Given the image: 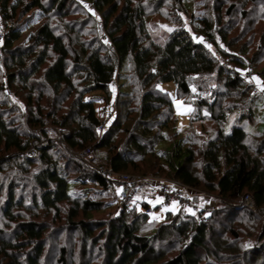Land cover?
Segmentation results:
<instances>
[{"label": "trees", "instance_id": "1", "mask_svg": "<svg viewBox=\"0 0 264 264\" xmlns=\"http://www.w3.org/2000/svg\"><path fill=\"white\" fill-rule=\"evenodd\" d=\"M91 1L103 15L110 43L101 40L95 49L84 46L72 56L71 45L49 17H71L74 0H0V15L8 23L21 13L48 18L28 45H18L23 34L16 26H10L2 42L6 83L24 93L32 132L25 135L19 129L16 105L0 99V264H44L52 235L66 231L78 233L76 258L63 247L55 264H264V132L255 130L264 123V96L251 94L252 85L221 64L213 45L241 68L252 67L253 58L249 62L227 53L231 51L218 39L226 40L230 30L216 32L207 20H199L194 32L151 23V17L161 15L163 0H155L156 5L143 0ZM235 8L232 5L227 12L232 14ZM191 24L196 25L193 16ZM128 65L130 79L125 74ZM256 74L264 78V68ZM115 80H120L121 89L122 80L131 81V99L123 108L131 124L121 119V124L101 133L96 108L84 96L96 91L114 94ZM166 83H174L178 98L193 107L184 136L176 130L170 94L159 87ZM231 99L234 103H225ZM245 104L251 105L246 114ZM236 112L238 118L229 121ZM196 123L204 133V125L212 123L216 133L204 139L200 132H189ZM244 124L254 127V133ZM87 148L90 163L78 156ZM99 150L108 155L98 162L94 154ZM100 167L177 180L189 188L191 199L216 201L217 207L205 220L180 208L154 226L146 213L149 203L135 197L123 201L108 219H97L95 212L111 208L110 200H119L115 191L119 181L102 174ZM92 184L105 196L113 194V199L70 191L71 185ZM246 198L253 209L243 205ZM63 204L69 205L66 222L56 227L47 219L54 214L61 218ZM250 220L258 223L248 231L259 234L240 249L236 243L240 233L253 236L244 230ZM241 255L244 261L239 263Z\"/></svg>", "mask_w": 264, "mask_h": 264}, {"label": "rangeland", "instance_id": "2", "mask_svg": "<svg viewBox=\"0 0 264 264\" xmlns=\"http://www.w3.org/2000/svg\"><path fill=\"white\" fill-rule=\"evenodd\" d=\"M144 2H149L154 5H156L155 0H143ZM155 1V2H154ZM163 8L161 10V15L153 16L149 20L151 23H160L161 25L172 29L176 27H186L189 29V31L194 32L197 31V24L199 20L209 21L210 24L213 26L214 31H219L223 28L225 30H230L227 33V39L221 40L218 39V43L221 46L225 47V50L231 51L227 52L231 55H236L239 57H242L243 59H247L249 62L251 61L252 67H246L241 68L233 63L228 62L226 58H224L221 54H218L214 45H213V51L215 50L217 56L222 60L221 64L226 65L228 67L233 68L236 72H239L240 75L243 76L244 80L248 85H252L253 91L251 90L250 93H257V95L262 94L264 96V78L263 76H259L256 73L264 68V43L261 42L262 35L264 34V3L260 2H254L250 0H163ZM74 3L77 5H74L72 8V16L68 17L65 20H61L62 17H49V19L52 21L51 24L55 28V31L57 33H62L65 36L67 44L72 48V56L76 54V52L81 51L82 47L88 46V48H91V50L98 47V45L103 40L105 43L109 44V36L104 28V20L103 15L99 13L91 0H74ZM232 5H235V10L232 12V14H229L227 11L229 7ZM193 16L194 22H196V25L191 24V17ZM48 18H45L42 14H37L35 12L34 14L30 12L29 14H20L17 16L13 22L8 23L3 19V17L0 15V99H6L8 98L14 105H16V108L14 107V115L17 120H19L18 123L20 126V130L25 135H30L32 132V129L29 125H27L29 115L31 112V109L29 106H27V99L25 98V95L23 92L16 93L17 90L14 88L12 89L7 83H6V71L4 67V54L2 53L1 49L3 46V38L8 32V29L10 26H16L18 31H21L23 34L22 40L18 42L19 46H25L28 45L29 40L34 33L38 31V29L47 21ZM69 28H74V32H70ZM70 32V33H69ZM66 34H68L69 38H67ZM196 37H199L198 34H196ZM101 41V42H100ZM205 43L207 45H210V40H206ZM212 50V49H211ZM106 51V50H105ZM244 51V52H242ZM261 51V52H259ZM255 53H258L255 57ZM3 54V55H1ZM106 55V54H104ZM246 60V61H247ZM130 68L131 66H126V75L130 79ZM44 70V69H43ZM42 70V72H43ZM39 82L42 81L41 78H37ZM131 82V81H130ZM129 81L122 80L123 89L120 88V80H115L114 82V94L109 95L102 91H96L89 94H86L84 96V101L92 102L96 108L97 117L100 119V121H107L108 127L105 131H107L113 124L119 125L122 123V120L124 121V124L128 121L125 120V110L123 109L125 105L127 104V101L131 99L129 96L132 87L129 85ZM249 85V86H250ZM163 91H167L170 94L171 99L173 100L174 107H175V113H176V130L182 131L180 136H184L190 126V116L193 111V107L190 104H186L183 102V100L178 98L176 87L174 83H166L159 86ZM126 93V94H125ZM38 97V93L35 94V98ZM135 97L134 95L132 96ZM263 98V97H262ZM264 99V98H263ZM235 99H231L225 103H234ZM244 103H246L245 100H242ZM72 101H69L66 105V108L68 109L71 105ZM241 103V101H239ZM135 104L132 106L134 107ZM239 107V104H237ZM245 107V114L246 111L251 108V105H244ZM238 113L236 112L229 117V121L233 122L235 119L238 118ZM61 115V114H60ZM110 115L111 118H110ZM136 115H134L131 119H135ZM122 119V120H121ZM47 123H51L48 121ZM128 125L131 123L128 122ZM244 127L246 129H253V132L255 130L259 131L260 133L264 132V123L259 124L257 128L252 127L251 125L244 124ZM53 128V127H49ZM204 128L206 129V133H204L202 130V125L199 123H196L193 125L194 130L191 131H197L202 133V137L206 139L209 135L208 134H215L216 133V125L212 123H207L204 125ZM185 129H187L185 132H183ZM170 135L168 136L169 140H174V131L169 132ZM57 134V133H56ZM119 134V139H122L123 136V130L120 132H117ZM55 136V135H53ZM57 142L58 140L55 139ZM169 141V142H170ZM56 142V143H57ZM57 145V144H56ZM168 144H163L162 147H166ZM59 147V150H61L63 153H68V150L63 145H57ZM89 149V148H87ZM83 152V151H82ZM108 155L107 150H99L95 152L94 158L96 157L97 161L104 160L105 157ZM79 158L85 159L87 163H90L88 160V157H85L81 154V152L78 154ZM201 159H198V162H200ZM144 172V171H143ZM139 172V173H143ZM9 173V172H6ZM124 174L133 175V171L129 170ZM7 175V174H6ZM142 175V174H139ZM5 177V176H4ZM117 185V184H116ZM89 189V190H88ZM71 193H78L83 194L86 193L88 196L95 197L97 199H106L110 200L113 199V194L111 196H105L103 193H99V188L95 186L94 184L89 186H81V185H71L70 186ZM116 191V186H115ZM149 192H142L140 193V197L145 196L147 199H149L151 195ZM192 195V194H191ZM247 199L248 201L247 204ZM195 203L202 204L204 201L201 199H191ZM111 202V208L103 210L102 212H95L94 217L97 219H108L109 217L114 215V212H116V209L120 206L122 202L117 200H110ZM212 203V202H210ZM137 205V203H135ZM214 204L217 206L216 201H214ZM252 204V205H251ZM244 206L253 209V203L250 198H246L244 203ZM138 211L142 212L143 207L141 205H137ZM69 209L68 204L62 205V215L61 218L56 219L55 214L49 217L47 221L53 222V225L56 224V227L62 224H65L66 222V216ZM180 210V207L177 205H172L169 208H166L164 206H161L159 209H155L153 211V214L150 215V223L154 224V226H157L160 223H163L166 214L168 212L177 213ZM189 213H194L192 210L188 209ZM30 214H27V218H31ZM62 220V221H60ZM60 221V222H59ZM258 222L254 223L253 221H246L245 225V232L249 233L253 236L243 235L240 233V238L238 239L239 248L241 249L244 243H247V245H250L254 240V235L256 236L258 233V230L255 233H252L250 230L254 227ZM264 223V220L262 219V222ZM153 226V227H154ZM259 227V226H258ZM257 227V228H258ZM260 229V228H259ZM154 230V228H153ZM152 230V231H153ZM241 231V228H240ZM54 230L50 232V234H53ZM53 238L49 242V250L47 257V263L46 260L43 262L44 264H55L56 263V256L59 253V250L63 247H66V249L70 253H74L76 258V246H79L80 240L78 238V233L76 232H65L62 235L53 234ZM219 236V235H218ZM5 237V236H3ZM232 241V238L229 239V242ZM256 242V241H255ZM262 244V243H261ZM264 244V242H263ZM262 244V245H263ZM77 246V247H78ZM213 244L210 243L209 248L213 250ZM58 257V256H57ZM242 257V255H241ZM251 260V258H247V261ZM244 261L243 257L237 260V262ZM264 262V261H263ZM262 264V263H261Z\"/></svg>", "mask_w": 264, "mask_h": 264}, {"label": "built area", "instance_id": "3", "mask_svg": "<svg viewBox=\"0 0 264 264\" xmlns=\"http://www.w3.org/2000/svg\"><path fill=\"white\" fill-rule=\"evenodd\" d=\"M196 39H202L204 43L207 40L201 38L200 36L196 37ZM199 93L204 94V92L200 90ZM111 116L112 115H110V118ZM107 127V121H102L99 126V131L102 133L107 129ZM28 154L31 157L36 156V152L34 150L28 151ZM81 154L85 157H89L90 149H85L81 152ZM99 170L102 174L115 178L119 181L116 185V193L120 202L139 197L142 192H149L161 199L160 206L169 208L172 205H177L180 208L187 210L190 209L195 214H198L202 220H205L210 214H212L217 207L214 203L210 202H203L202 204L193 202L191 200L192 195L189 192V188L183 186L177 180L152 175L140 177L138 175L115 173L104 167H100ZM248 201L250 202V200L247 199V204H250ZM154 208L155 206L151 205L146 210V213L148 215H152Z\"/></svg>", "mask_w": 264, "mask_h": 264}, {"label": "crops", "instance_id": "4", "mask_svg": "<svg viewBox=\"0 0 264 264\" xmlns=\"http://www.w3.org/2000/svg\"><path fill=\"white\" fill-rule=\"evenodd\" d=\"M151 195H153V194H151ZM141 199L148 202L149 204L154 205V206H160V203H161V199L159 197H156L155 195L151 196L149 199H147L145 196H143V197H141Z\"/></svg>", "mask_w": 264, "mask_h": 264}]
</instances>
